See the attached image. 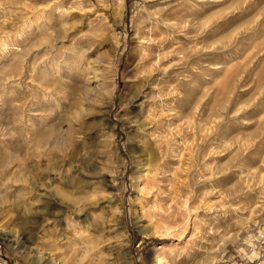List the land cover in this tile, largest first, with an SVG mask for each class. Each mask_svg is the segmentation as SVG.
<instances>
[{
	"label": "rangeland",
	"instance_id": "rangeland-1",
	"mask_svg": "<svg viewBox=\"0 0 264 264\" xmlns=\"http://www.w3.org/2000/svg\"><path fill=\"white\" fill-rule=\"evenodd\" d=\"M154 25L168 36L169 55L163 66L168 69L158 70L153 82L145 85L139 66L145 53L141 34ZM89 47V60L101 53L118 54L116 98L101 127L113 130L114 126L118 140L131 137L128 151L139 153L140 133L122 117L151 121L154 126L166 121L164 131L154 133L157 145L166 151L164 165L142 172L146 180L140 190L146 199L156 201L157 192L164 190L163 185L157 188V180H175L177 196L183 198L182 218L172 223L162 215L151 217L153 243L181 247L195 241L196 250L184 264L216 260L218 254L225 260L234 256L232 244L225 241L231 235L228 226L254 214L257 220L264 218L258 206L264 200V0H122V7L115 9L90 7L89 0H0V89L20 93L37 75L45 78L40 69L50 55L67 57ZM101 68L96 66L90 83L80 81L77 91L87 99L91 98L87 88L111 94ZM136 76L139 81L130 79ZM99 113L102 109L89 119L96 123ZM73 116L79 118L80 113H69L68 118ZM13 119L11 105L5 101L0 105V135ZM196 168L204 175L196 189L200 199L194 203L183 186L191 183ZM162 169L170 176L160 177ZM41 200L37 208L51 219L59 205L47 197ZM193 217L214 225L220 235L196 241L202 229L193 228ZM43 224L39 212L27 218L0 214V264H49L48 254L40 256L35 247ZM13 228L19 229L18 235ZM96 235L84 234L78 246L94 245ZM142 240L135 236L120 250L121 259L135 257L137 246L143 250L148 241ZM101 251L109 252V246Z\"/></svg>",
	"mask_w": 264,
	"mask_h": 264
},
{
	"label": "clouds",
	"instance_id": "clouds-1",
	"mask_svg": "<svg viewBox=\"0 0 264 264\" xmlns=\"http://www.w3.org/2000/svg\"><path fill=\"white\" fill-rule=\"evenodd\" d=\"M89 6L115 9L122 7V0H89ZM99 19L103 20V16ZM91 50L89 47L67 57L50 55L40 69L45 78L37 75L20 93L0 89V105L7 101L14 112L13 121L0 135V214L12 217L19 213L27 218L39 212L44 217L43 235L35 247L40 256L48 254L49 264H85V260L87 264H184L196 250V242H186L181 247L161 243L157 247L151 239L155 231L150 218H160L159 201H149L140 190V183L146 180L142 172L151 173L155 167L164 165L166 151L162 145H157L154 133L163 132L166 121L154 126L151 121L122 117L130 129L135 125L140 133L136 141L139 153L128 151L131 137L118 140L114 126L113 130L101 127L116 98L113 81L118 54L101 53L97 59L89 60ZM96 66H102L101 72L111 85V94L87 88L91 97L87 99L77 89L81 87L82 78L90 83L95 77ZM85 99L88 111L82 107ZM96 109H102V113L97 114L93 123L89 117ZM75 112L80 113L79 118L69 119V113ZM133 168L135 171L129 174ZM158 175L166 177L170 173L162 169ZM203 175L200 168H196L191 183L183 186L185 195L194 203L200 199L196 189ZM136 176L138 179H134ZM156 183L158 189L161 185L166 189L157 192L164 201L163 218L175 223L178 217L182 218L183 198L177 196L179 186L175 180L158 179ZM42 197L53 199L59 205L51 213V219L44 209L37 208ZM168 201L173 207H169ZM258 206L264 211V200ZM255 215L237 218L226 229L231 235L226 236L225 241L232 244L234 256L225 260L218 254L216 260H194L190 264H250L252 260L264 264L261 259L264 256V218L257 220ZM146 219L148 224L143 223ZM192 224L194 229H202L196 241L220 235V230L201 218L193 217ZM145 228L150 230L145 232ZM12 231L19 234V229ZM86 233L98 235L94 245L83 248L78 243ZM133 233L143 237L141 243H148L143 250L137 246L135 257L121 259L119 252L133 243ZM105 245L110 249L107 253L101 251Z\"/></svg>",
	"mask_w": 264,
	"mask_h": 264
},
{
	"label": "bare ground",
	"instance_id": "bare-ground-1",
	"mask_svg": "<svg viewBox=\"0 0 264 264\" xmlns=\"http://www.w3.org/2000/svg\"><path fill=\"white\" fill-rule=\"evenodd\" d=\"M164 22L166 26L168 27L171 26L170 23L166 21ZM141 37H142V48L145 53H142L143 54V56H141L142 58L140 57L141 62L139 66L141 67V69L144 70V74L142 75V78H144L146 85L147 82H149V80L150 81L152 80L153 82V79L156 78L158 70L163 68L164 69L163 71L165 72L168 69V67L164 68L163 66H165V63L167 62V58L169 55V53H167L166 50L170 47H169L168 36H165L164 31L161 30V27L159 25H156V28L154 25V27L149 28L148 31L147 30L144 31L141 34ZM163 191L166 190L164 189ZM156 201H159L157 207L159 209L160 215L164 216V211H165L164 201L159 197ZM168 203H169V207L173 206L171 201H168Z\"/></svg>",
	"mask_w": 264,
	"mask_h": 264
}]
</instances>
